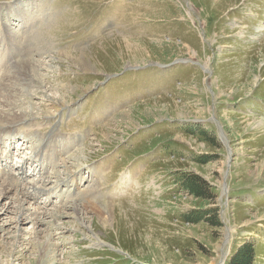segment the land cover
Listing matches in <instances>:
<instances>
[{"label":"rangeland","instance_id":"rangeland-1","mask_svg":"<svg viewBox=\"0 0 264 264\" xmlns=\"http://www.w3.org/2000/svg\"><path fill=\"white\" fill-rule=\"evenodd\" d=\"M20 62L0 155L48 210H0V264H264V0H0Z\"/></svg>","mask_w":264,"mask_h":264},{"label":"bare ground","instance_id":"bare-ground-1","mask_svg":"<svg viewBox=\"0 0 264 264\" xmlns=\"http://www.w3.org/2000/svg\"><path fill=\"white\" fill-rule=\"evenodd\" d=\"M8 39V38H7ZM12 42V41H11ZM40 40L35 41V45L38 46L39 48V52L40 53ZM49 43V42H48ZM11 45V43H10ZM36 48V50L38 49ZM43 48V47H42ZM45 50V49H44ZM47 50V48H46ZM49 51V49H48ZM31 52V51H30ZM44 52V51H42ZM46 52V51H45ZM33 59V58H32ZM24 58L21 59V61H23ZM31 61V60H30ZM34 66L35 63L34 61H31ZM18 63V61H17ZM40 66V65H39ZM9 67V66H8ZM31 67V64L29 63H25V62H20L18 64V69L16 71H14L13 73H11V69L15 68V66H13L12 68H7L4 71L3 76L0 79V96L5 95V93L8 91H14V89L16 88H12V83L13 82H17L18 80H22V81H26L28 79V77L30 76V71L29 68ZM37 67V66H36ZM32 71H35L34 69L30 68ZM40 69V68H39ZM15 70V69H14ZM38 71V69H37ZM40 74V72H39ZM9 75V76H6ZM26 85V84H23ZM20 86V85H19ZM25 89V87H24ZM17 90V89H16ZM9 98V97H8ZM6 97L0 98V103H2L3 105L7 103H9V101L11 102V99H8ZM67 101V100H66ZM15 102V101H14ZM14 106V105H13ZM1 107V106H0ZM17 108V107H16ZM15 109V108H14ZM34 110V109H33ZM31 112V111H30ZM6 112H1L0 113V142H4L7 144H9V141L14 140V138H16L14 135L18 134L15 130L17 128V126L22 123V121L26 118H30L33 116V112L32 113H26V112H15L14 114H10L8 116H6ZM25 122V121H24ZM19 131V130H18ZM4 133H6V135H3ZM23 137V136H22ZM50 138H52V134L49 133V136H43L42 141H43V145H37V146H31L30 148L33 149V153L35 155V157H38L39 155L42 154L43 149L48 148L50 145ZM23 145L25 144L24 142L22 143ZM21 144V145H22ZM26 145V144H25ZM12 148V147H11ZM60 148V147H59ZM14 149V148H13ZM12 150V149H11ZM56 151V150H55ZM62 152V150H60ZM39 154V155H38ZM33 155V154H32ZM48 155V154H47ZM49 156V155H48ZM47 156V157H48ZM46 157V156H45ZM8 159H10V155L6 154V155H0V173H12L9 169L7 170L6 167H8V165H5V161H7ZM30 159V158H28ZM28 159H26V161H28ZM32 160V159H31ZM1 166H5V168H1ZM42 168H44V165L42 166ZM23 169V168H20ZM20 173V172H19ZM13 176L10 177L9 181H12L13 183L10 182H6L5 180H2L0 177V196L1 198H7L9 199V202H5V203H0V210H6L9 211L10 209H12L11 211H14V208L17 210L16 214H19V216L17 217V219H15V221L17 222V224L19 222H31L32 224H36L38 222H43V215H45V213H47V210H45L44 212H37L36 216H34L32 214V216L27 214V211L29 210V206L27 207L26 204L28 203L27 199L31 197H33V195H31V193L27 190H25V188L23 189L21 184H22V176L20 174H25L24 170L23 173L21 171L20 174L16 175L15 173H12ZM77 174V173H76ZM4 176V175H3ZM9 177V176H8ZM82 177V176H81ZM61 176H59V178L57 179L58 183L61 180ZM74 179V178H73ZM40 180V179H39ZM42 181V180H41ZM32 182V181H31ZM43 182V181H42ZM59 186V184H58ZM32 187V186H31ZM39 189H44V187H36ZM59 188V187H58ZM66 189V188H65ZM48 190V189H47ZM39 191V190H38ZM41 192V191H40ZM61 192V191H60ZM66 192V191H64ZM59 193V192H57ZM62 195V193H61ZM47 196V195H46ZM34 198V197H33ZM42 201V200H41ZM44 202V200H43ZM13 204V205H12ZM12 205V207H11ZM77 206H75L74 208H76ZM39 208V207H38ZM4 210V211H5ZM59 214H61L60 212H57L54 216H58ZM12 217V216H11ZM13 219V218H12ZM8 221V220H7ZM11 221V220H10ZM9 222V221H8ZM13 222V221H12ZM11 223V222H9ZM4 224H7V222H5ZM3 226V225H2ZM13 238V237H12ZM4 243V246H8L10 245V241L6 240Z\"/></svg>","mask_w":264,"mask_h":264},{"label":"trees","instance_id":"trees-1","mask_svg":"<svg viewBox=\"0 0 264 264\" xmlns=\"http://www.w3.org/2000/svg\"><path fill=\"white\" fill-rule=\"evenodd\" d=\"M198 185L199 195H205L206 187L201 185L202 181H193ZM255 258L254 246L249 244H244L240 250L239 254L232 258L228 264H253Z\"/></svg>","mask_w":264,"mask_h":264}]
</instances>
